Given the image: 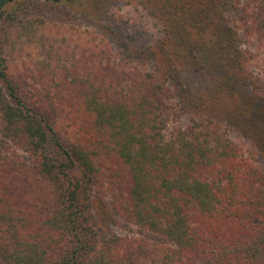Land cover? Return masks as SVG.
I'll return each mask as SVG.
<instances>
[{
  "label": "trees",
  "instance_id": "obj_1",
  "mask_svg": "<svg viewBox=\"0 0 264 264\" xmlns=\"http://www.w3.org/2000/svg\"><path fill=\"white\" fill-rule=\"evenodd\" d=\"M146 1L169 73L59 19L0 52V264H264V168L229 129L252 110L264 144L237 89L255 66L264 101V0Z\"/></svg>",
  "mask_w": 264,
  "mask_h": 264
},
{
  "label": "rangeland",
  "instance_id": "obj_2",
  "mask_svg": "<svg viewBox=\"0 0 264 264\" xmlns=\"http://www.w3.org/2000/svg\"><path fill=\"white\" fill-rule=\"evenodd\" d=\"M181 6L188 8L192 4V0H178ZM238 3L232 6V9H226L227 19H231L236 15ZM151 3L146 0H8L0 7V52L9 61L18 57L23 47L24 55L30 54L34 59L39 55L38 45L41 42L42 25L47 24L45 21L61 20L67 25L75 24L82 27H93L94 25H102L108 27L106 31L110 33L108 36L117 47L118 41H125L127 49L125 54L131 55L135 59H142L148 55H153L152 65H157L161 69V73H169L166 66L164 54L161 51L162 39L157 32L161 21L154 18L151 14ZM16 12H22L23 18L19 24V35H11L7 32L3 35V28L6 25L5 20L10 21ZM215 18V17H214ZM207 20L210 25L220 24L216 19ZM30 19L35 20L38 30L33 32L27 31V24ZM43 24H40L42 22ZM140 28V29H139ZM229 38V35H227ZM202 40H206L202 36ZM256 42L253 44L240 45V49L255 52L258 49ZM35 48V49H34ZM124 53L116 52L117 57H121ZM41 55V54H40ZM44 57V56H39ZM258 69L253 66L250 70L239 72V79L245 80L240 85L237 83V89L242 99V104L250 103L260 113L264 112V101L254 99L252 94L259 87L257 79ZM253 112L243 120V126L237 128L234 125L229 126L231 135L239 137L246 144L255 143L258 149L256 157L257 162L264 168V144L261 142V133L247 127V121H252ZM191 112H184L182 122H187L192 117ZM228 121V117L224 118ZM232 122V121H231ZM227 124L229 122H226ZM245 123V125H244ZM242 124V123H241ZM242 137V138H241ZM251 142V143H250Z\"/></svg>",
  "mask_w": 264,
  "mask_h": 264
},
{
  "label": "water",
  "instance_id": "obj_3",
  "mask_svg": "<svg viewBox=\"0 0 264 264\" xmlns=\"http://www.w3.org/2000/svg\"><path fill=\"white\" fill-rule=\"evenodd\" d=\"M2 4H3V0H0V7L2 6Z\"/></svg>",
  "mask_w": 264,
  "mask_h": 264
},
{
  "label": "flooded vegetation",
  "instance_id": "obj_4",
  "mask_svg": "<svg viewBox=\"0 0 264 264\" xmlns=\"http://www.w3.org/2000/svg\"><path fill=\"white\" fill-rule=\"evenodd\" d=\"M7 1H8V0H3V4H2V6H3V5H4V3H5V2H7ZM2 6H1V7H2Z\"/></svg>",
  "mask_w": 264,
  "mask_h": 264
}]
</instances>
